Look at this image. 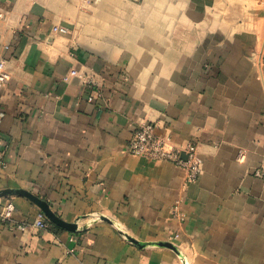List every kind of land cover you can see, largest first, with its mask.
<instances>
[{
  "label": "crops",
  "instance_id": "crops-1",
  "mask_svg": "<svg viewBox=\"0 0 264 264\" xmlns=\"http://www.w3.org/2000/svg\"><path fill=\"white\" fill-rule=\"evenodd\" d=\"M0 58V191L70 225L0 197V264H264V0H0ZM142 120L198 180L128 152Z\"/></svg>",
  "mask_w": 264,
  "mask_h": 264
},
{
  "label": "built area",
  "instance_id": "built-area-1",
  "mask_svg": "<svg viewBox=\"0 0 264 264\" xmlns=\"http://www.w3.org/2000/svg\"><path fill=\"white\" fill-rule=\"evenodd\" d=\"M75 72H72L74 74ZM8 80V72L5 68V61L0 58V89ZM90 87L93 88L94 83L90 82ZM95 98H101L102 93L99 90H93ZM91 100V99H90ZM155 124L148 120L140 121L127 143L128 152L134 156L148 158L156 161L167 162L178 169L186 172L187 182H194L199 179L202 173V159L197 153L194 145L186 144L180 146L172 143L169 137L160 135L155 131ZM246 155L240 156V161L243 162ZM254 175L257 178L264 177V169H256ZM15 205L11 200L0 207V222L13 221ZM172 216L181 224L185 221V216L181 210V202L177 200L171 207ZM45 215L42 211L36 214L34 225L38 228H46ZM23 229L24 227H19ZM179 237L178 234L175 238Z\"/></svg>",
  "mask_w": 264,
  "mask_h": 264
},
{
  "label": "water",
  "instance_id": "water-1",
  "mask_svg": "<svg viewBox=\"0 0 264 264\" xmlns=\"http://www.w3.org/2000/svg\"><path fill=\"white\" fill-rule=\"evenodd\" d=\"M13 194H19L21 196H24L26 198H28L31 202H33L43 213L44 215L47 216V218L54 222L57 225H60L62 227L65 228H70V225L64 223L63 221H61L49 208L48 204L41 200L40 198L31 195L30 193H27L25 191H12V190H3L0 191V197L3 196H8V195H13Z\"/></svg>",
  "mask_w": 264,
  "mask_h": 264
}]
</instances>
